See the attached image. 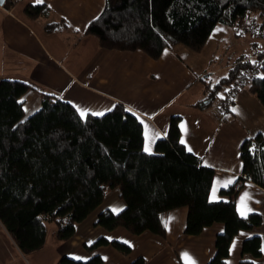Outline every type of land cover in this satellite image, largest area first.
Listing matches in <instances>:
<instances>
[{"label": "trees", "instance_id": "trees-1", "mask_svg": "<svg viewBox=\"0 0 264 264\" xmlns=\"http://www.w3.org/2000/svg\"><path fill=\"white\" fill-rule=\"evenodd\" d=\"M14 3L5 0L4 6ZM24 12L35 18L50 10L38 3L27 4ZM219 23L239 34L255 26L261 33L264 0H105L85 32L94 35L101 48L141 50L156 59L175 45L200 52ZM55 26L48 23L45 28L51 31ZM250 70L257 74L242 87L247 86L264 106L261 54L252 60L237 59L212 88L205 87L208 95L200 106ZM31 90H36L32 83L0 79V224L21 253L44 248L48 224L54 225L51 234L56 242L72 238L76 226L114 189L125 206L97 214L95 224L106 230L120 227L133 235L164 237L166 214L179 207L187 208L183 235H199L214 223L223 224L207 264H225L232 239L261 224L262 213L240 216L233 197L243 180L264 188V134L241 143L244 178L220 189V195L229 199L212 200L214 171L180 142L179 117L170 119L166 137L157 139L154 152L148 153L143 149L141 122L121 103L102 115L88 113L82 118L70 103L42 92L41 106L26 116L22 97ZM218 95L228 102L232 97L228 90ZM108 244L125 255L131 251L127 244L105 237L87 249ZM261 253L260 236L243 240L240 264H253ZM57 264H103V259L95 254L85 261L60 256ZM129 264L146 260L137 257Z\"/></svg>", "mask_w": 264, "mask_h": 264}, {"label": "crops", "instance_id": "crops-1", "mask_svg": "<svg viewBox=\"0 0 264 264\" xmlns=\"http://www.w3.org/2000/svg\"><path fill=\"white\" fill-rule=\"evenodd\" d=\"M14 1L0 6V79L22 80L36 87L22 97L26 116L41 106L42 92L54 94L86 114L105 113L115 103H121L141 122L143 149L146 141L150 142L148 153L154 152L157 139L166 137L170 119L179 117L180 142L183 139L185 148L214 171L210 198L229 199L220 195V189L244 178L239 147L245 139L264 134V106L247 86L232 94L228 110L218 105V93L226 90L223 88L205 106L200 102L207 98L205 87L212 88L237 59L252 60L261 54L264 61V30L259 33L243 28L245 34L239 37L247 38L251 50L243 52L239 47L240 51L229 60L214 62L213 50L200 56L214 43L211 39L216 30L234 34L220 23L200 52L175 45L154 59L141 50L101 48L97 38L85 32L102 12L105 0H43L50 12L35 18L26 15L24 7L38 4L36 0ZM48 23L56 24V29L46 30ZM258 37L263 40L260 50L255 49ZM226 55L227 51L221 56ZM245 194L250 211L243 217L258 212L263 219L258 227L240 231L232 239L225 264H240L242 242L253 235L260 236L261 250L264 249V188L243 180L233 197L240 216L238 206ZM118 195L117 189L109 192L100 206L76 226L72 238L58 242L57 255L85 261L95 254L102 257L103 264H129L137 257H143L146 264H207L214 255L215 237L223 232V224L214 223L199 235H183L186 207L166 214L164 237L148 232L133 235L120 227L106 230L96 225L97 214L103 209H123L124 202ZM100 237L123 242L131 251L125 255L110 244L87 249ZM185 253L190 260L185 259ZM253 264H264V250Z\"/></svg>", "mask_w": 264, "mask_h": 264}, {"label": "rangeland", "instance_id": "rangeland-1", "mask_svg": "<svg viewBox=\"0 0 264 264\" xmlns=\"http://www.w3.org/2000/svg\"><path fill=\"white\" fill-rule=\"evenodd\" d=\"M229 28L232 29L234 34H237L236 29L231 27ZM217 31L218 30L215 31L214 36L211 39L212 41H214V43L206 50H203V54H200V56H203L204 54L207 56L206 53H208V50H213L214 62H219L220 60L222 61L224 59L229 60L231 58H234V56H236V54L240 51L239 47L242 48L243 52L251 50V48H249V45L247 44V41H245L247 40V38L239 37L243 36L245 34L244 32L240 33L241 35L237 34L238 37L234 39V34L232 35V33H229V35H224ZM252 31L258 32V27L255 26L254 30ZM258 39L259 40H256V44L258 45L255 47L254 44L256 50H260L262 48V37H258ZM225 51H227V55L225 58H223L221 55H223ZM229 87L230 85L224 86L223 89L227 90L229 89ZM47 227L48 233L44 248L38 250L37 252L23 254L17 249L14 242L11 240V238L4 230L3 226L0 224V264H33V262H36L37 264H57V261L60 258V256L57 255L58 242H56L54 238H51V232L54 229V225L48 224Z\"/></svg>", "mask_w": 264, "mask_h": 264}, {"label": "built area", "instance_id": "built-area-1", "mask_svg": "<svg viewBox=\"0 0 264 264\" xmlns=\"http://www.w3.org/2000/svg\"><path fill=\"white\" fill-rule=\"evenodd\" d=\"M257 74V70H250L248 72H244L242 73L233 83H231L228 92L230 94L236 93L238 92L241 87L243 85H245L246 83H248L250 81V79ZM218 105L220 108H222L223 110H228L229 109V102L226 99H219Z\"/></svg>", "mask_w": 264, "mask_h": 264}, {"label": "snow or ice", "instance_id": "snow-or-ice-1", "mask_svg": "<svg viewBox=\"0 0 264 264\" xmlns=\"http://www.w3.org/2000/svg\"><path fill=\"white\" fill-rule=\"evenodd\" d=\"M42 2H43V0H36V3H42ZM221 98H222V97H221ZM77 111L80 113V116H81L82 118L86 115V111H85V110H81V109L77 108ZM233 111H236V110L233 109ZM93 114H94V115H102L103 113H93ZM181 143L184 144L185 141H184L183 139H181ZM144 150H145L146 152H149V151H150V142L146 141ZM188 150L191 151L190 148H189ZM247 199H248V195L245 194L243 197H241V204L238 206V211H240V214H241L242 216L246 215V212H247V211H250V209H247V207H246V203H245V201H246ZM114 211H118V210H115V209H114ZM166 226H167V225H166ZM126 243H127V242H126ZM234 243H235V242H234ZM262 250H264V249H262ZM184 257H185V259L190 260V257H188V254H187V253L184 254ZM192 264H194V262H192Z\"/></svg>", "mask_w": 264, "mask_h": 264}, {"label": "water", "instance_id": "water-1", "mask_svg": "<svg viewBox=\"0 0 264 264\" xmlns=\"http://www.w3.org/2000/svg\"><path fill=\"white\" fill-rule=\"evenodd\" d=\"M5 0H0V6L4 4Z\"/></svg>", "mask_w": 264, "mask_h": 264}]
</instances>
